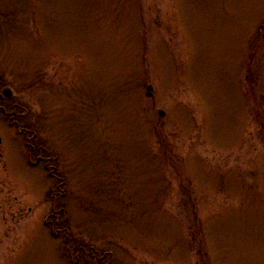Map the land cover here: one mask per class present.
<instances>
[{
    "label": "rangeland",
    "instance_id": "374dc122",
    "mask_svg": "<svg viewBox=\"0 0 264 264\" xmlns=\"http://www.w3.org/2000/svg\"><path fill=\"white\" fill-rule=\"evenodd\" d=\"M3 88L0 264H264V0H0Z\"/></svg>",
    "mask_w": 264,
    "mask_h": 264
},
{
    "label": "flooded vegetation",
    "instance_id": "af4514ba",
    "mask_svg": "<svg viewBox=\"0 0 264 264\" xmlns=\"http://www.w3.org/2000/svg\"><path fill=\"white\" fill-rule=\"evenodd\" d=\"M10 98L11 96L8 98L3 97L0 91V114L8 120V124L11 128L17 129L19 134L24 137V146L28 149L26 154L27 162L32 166L38 167L42 165L43 171L47 173L51 179L58 182L56 184L57 189L60 188V186L64 185V181L61 180L59 169L53 164V162L57 161L56 157H51L47 154H44L43 149H39L38 146L32 143V140L36 138V134L28 127L23 126L19 120L20 116L23 115L22 111L20 112L22 107L16 103H13L12 108L7 109L3 105V99ZM28 134H30V136H28ZM34 155L35 159L33 160ZM53 216L55 217L56 214L53 213ZM48 223L50 224L51 222L49 221Z\"/></svg>",
    "mask_w": 264,
    "mask_h": 264
},
{
    "label": "trees",
    "instance_id": "16d2710c",
    "mask_svg": "<svg viewBox=\"0 0 264 264\" xmlns=\"http://www.w3.org/2000/svg\"><path fill=\"white\" fill-rule=\"evenodd\" d=\"M27 114V110H24L23 111V115L22 116H20V118H19V120L21 121V123H22V119H23V117H24V115H26ZM26 127V126H25ZM56 219H55V223H53V224H51L50 226H52V228L53 227H58L59 228V225H61V221H60V216H59V214H56ZM58 228H57V230H58ZM62 229V228H61ZM61 231H63V230H61ZM52 232H54V230H52ZM77 253H79V252H77ZM91 254V253H90ZM96 254H97V252H96ZM96 256V255H95ZM102 257H100V259H101ZM98 259V258H97ZM109 262V261H108ZM107 262V263H108Z\"/></svg>",
    "mask_w": 264,
    "mask_h": 264
},
{
    "label": "water",
    "instance_id": "95a60500",
    "mask_svg": "<svg viewBox=\"0 0 264 264\" xmlns=\"http://www.w3.org/2000/svg\"><path fill=\"white\" fill-rule=\"evenodd\" d=\"M147 90L150 91L151 90V86H147ZM2 95H4L5 97H10L11 96V90L8 89V88L3 89L2 90ZM148 95H149V93H148ZM160 113L163 114L162 111Z\"/></svg>",
    "mask_w": 264,
    "mask_h": 264
}]
</instances>
